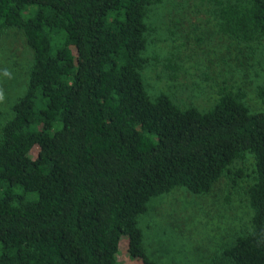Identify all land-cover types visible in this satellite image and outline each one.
<instances>
[{
	"label": "trees",
	"instance_id": "16d2710c",
	"mask_svg": "<svg viewBox=\"0 0 264 264\" xmlns=\"http://www.w3.org/2000/svg\"><path fill=\"white\" fill-rule=\"evenodd\" d=\"M162 1L0 0V31H21L32 50L0 123V264H120L122 237L131 257L158 264L138 225L150 200L242 178V160L250 227L222 255L264 264V110L225 82L207 109L148 94L145 20ZM211 2L222 34L264 39V0Z\"/></svg>",
	"mask_w": 264,
	"mask_h": 264
},
{
	"label": "rangeland",
	"instance_id": "374dc122",
	"mask_svg": "<svg viewBox=\"0 0 264 264\" xmlns=\"http://www.w3.org/2000/svg\"><path fill=\"white\" fill-rule=\"evenodd\" d=\"M212 5L210 0H163L150 11L143 52L148 63L141 70L145 88L151 96L170 95L181 108L207 109L225 82L232 90L241 88L252 110H264V97L258 94L264 89V39L239 43L222 34ZM171 60L176 78L168 67ZM31 61L32 50L21 31H0V123L24 92ZM35 153L36 147L30 155ZM250 162L233 164L244 177H222L205 194L179 187L152 198L138 219L147 256L158 264H231L223 249L250 227L244 193L251 181ZM117 259L142 264L128 254L126 237L120 240Z\"/></svg>",
	"mask_w": 264,
	"mask_h": 264
}]
</instances>
